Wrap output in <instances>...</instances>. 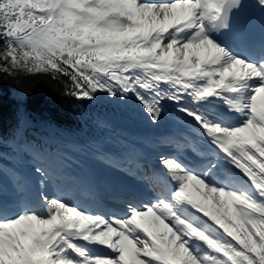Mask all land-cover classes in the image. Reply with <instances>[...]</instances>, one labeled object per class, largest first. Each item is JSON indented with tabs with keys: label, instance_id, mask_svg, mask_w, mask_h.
<instances>
[{
	"label": "snow or ice",
	"instance_id": "snow-or-ice-1",
	"mask_svg": "<svg viewBox=\"0 0 264 264\" xmlns=\"http://www.w3.org/2000/svg\"><path fill=\"white\" fill-rule=\"evenodd\" d=\"M0 125V264H264V0H0Z\"/></svg>",
	"mask_w": 264,
	"mask_h": 264
},
{
	"label": "trees",
	"instance_id": "trees-1",
	"mask_svg": "<svg viewBox=\"0 0 264 264\" xmlns=\"http://www.w3.org/2000/svg\"><path fill=\"white\" fill-rule=\"evenodd\" d=\"M12 86L9 85V89ZM7 92L8 95V99L10 100V91L5 90ZM63 98L61 99H57V95L47 86L45 85L44 87H42L37 93L36 95L33 97L32 101H31V106L34 110L39 111L41 108H43L45 105H49L51 106L53 103L57 104L58 102H60ZM69 111L65 112V115L68 116ZM57 116H58V112H57ZM59 118V117H58ZM60 119V118H59ZM0 128H2V125H0Z\"/></svg>",
	"mask_w": 264,
	"mask_h": 264
}]
</instances>
